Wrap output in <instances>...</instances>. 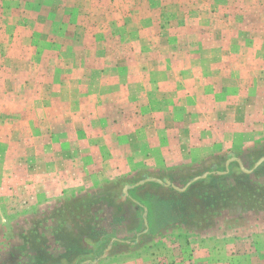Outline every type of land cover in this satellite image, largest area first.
Wrapping results in <instances>:
<instances>
[{"label":"rangeland","instance_id":"374dc122","mask_svg":"<svg viewBox=\"0 0 264 264\" xmlns=\"http://www.w3.org/2000/svg\"><path fill=\"white\" fill-rule=\"evenodd\" d=\"M0 9V264L99 262L113 239L183 264L199 247L207 259L206 241L220 256L264 241V0ZM231 155L252 172L216 175ZM205 173L121 202L147 177L182 189Z\"/></svg>","mask_w":264,"mask_h":264},{"label":"crops","instance_id":"0c3cea01","mask_svg":"<svg viewBox=\"0 0 264 264\" xmlns=\"http://www.w3.org/2000/svg\"><path fill=\"white\" fill-rule=\"evenodd\" d=\"M12 1H14V5L18 2V0ZM0 5L5 7L6 0H0ZM169 232H171V230H165L162 234L166 235ZM234 242L235 244L228 242L229 244L224 246L223 255L220 256L219 248L213 245V241H206L207 259L202 258V250L204 248L200 249L198 246L199 248L193 253L194 256L192 257V261L184 262L183 264H264V241L261 238L255 237L252 241V239H247L246 236L242 239L241 243H238L239 241ZM144 244L146 243H139L135 248H128L125 242L115 244L111 249L110 255L97 264H159V262H161L160 257L156 255L153 256L151 253H146L149 246L147 249L145 248V250L143 247ZM236 244L240 248H235ZM118 250H124L126 253L117 254ZM234 252L235 255L233 256L232 254Z\"/></svg>","mask_w":264,"mask_h":264},{"label":"water","instance_id":"95a60500","mask_svg":"<svg viewBox=\"0 0 264 264\" xmlns=\"http://www.w3.org/2000/svg\"><path fill=\"white\" fill-rule=\"evenodd\" d=\"M231 159L229 161H227L226 163V166H225V171L224 172H217L216 175L218 176H225L227 175L229 172H230V165L232 163H236L239 168L241 169L242 172H246V173H249V172H252V170L250 171H247L242 162L240 161V159L234 157L233 155H231ZM264 164V156L261 157L260 159H258V161L256 162L255 164V169L260 167L261 165ZM210 175H214V173H205L203 174L202 176H198V177H195L193 178L191 181H189L186 186L184 188H179L177 187L176 185H174L173 183H171L168 179H160V178H156V177H147L143 180H141L140 182L136 183L135 185H125L123 190H122V196H121V202L127 200L130 196H129V192L134 190L135 188H138V187H141V186H144L148 183H153V184H157V185H160L162 187H166V188H171L175 191H178V192H185L192 184L198 182V181H201V180H204L206 179L208 176ZM143 220H144V225H145V230L143 231L142 234H146L148 232V229H149V223H148V211L147 209L145 208L144 209V216H143ZM117 241L116 239H113L111 244L109 245L108 249L106 252H109L111 249H112V245L113 243ZM98 263V260H95L93 262L91 261H85L84 263L82 264H97Z\"/></svg>","mask_w":264,"mask_h":264},{"label":"trees","instance_id":"16d2710c","mask_svg":"<svg viewBox=\"0 0 264 264\" xmlns=\"http://www.w3.org/2000/svg\"><path fill=\"white\" fill-rule=\"evenodd\" d=\"M99 199H101L102 200V198H99ZM114 201L116 202V199H114ZM118 204V203H117ZM118 206H120L119 204H118ZM84 213V215L86 216L85 218L86 219H89L90 217L88 216L89 214H91V211L90 210H88V209H86V211H84L83 212ZM88 222H89V220H87ZM90 223V222H89ZM78 223H73V225L71 226V231H72V234L76 237V238H78V236H79V233H80V229H81V227H78L77 229H75V228H73L74 226H76ZM84 224L86 225L87 223H85L84 222ZM109 246V245H108ZM107 246V247H108ZM76 249V248H75ZM96 249L94 248L92 251H90V250H88V248H85V247H82V248H79V249H76L75 251H77V256H79V255H86V254H91V253H93V251H95ZM95 260H97V257L96 258H94V259H91V260H89V261H91V262H93V261H95ZM72 264H74V263H72Z\"/></svg>","mask_w":264,"mask_h":264},{"label":"flooded vegetation","instance_id":"af4514ba","mask_svg":"<svg viewBox=\"0 0 264 264\" xmlns=\"http://www.w3.org/2000/svg\"><path fill=\"white\" fill-rule=\"evenodd\" d=\"M232 165V164H231ZM212 169H215V166L212 168ZM116 242V241H115Z\"/></svg>","mask_w":264,"mask_h":264}]
</instances>
